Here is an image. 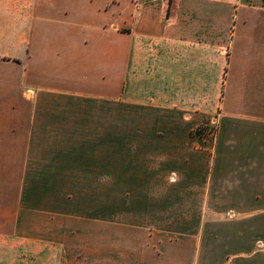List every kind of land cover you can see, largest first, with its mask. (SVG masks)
<instances>
[{
    "label": "crops",
    "instance_id": "obj_1",
    "mask_svg": "<svg viewBox=\"0 0 264 264\" xmlns=\"http://www.w3.org/2000/svg\"><path fill=\"white\" fill-rule=\"evenodd\" d=\"M171 172L181 203L204 185L245 214L211 264H264V0H0V254L209 264L187 222L120 224L96 246L59 225L75 218L60 190L165 192Z\"/></svg>",
    "mask_w": 264,
    "mask_h": 264
},
{
    "label": "rangeland",
    "instance_id": "obj_2",
    "mask_svg": "<svg viewBox=\"0 0 264 264\" xmlns=\"http://www.w3.org/2000/svg\"><path fill=\"white\" fill-rule=\"evenodd\" d=\"M216 131L217 122L213 121L197 127L193 133L211 137L215 135ZM206 160V158L199 159L200 162ZM178 162V160L172 159L173 166L178 165ZM174 168L179 169L180 167L174 166ZM167 176L172 187L165 192L163 190L149 191L148 189H117L110 183H108L109 188L105 191L97 189L60 190L58 191L59 198L72 199L70 204L60 210L70 209L75 218L72 221L60 222L59 225H67L70 229L80 233L81 236L77 235L73 240L75 245L96 246L99 245L100 230L107 228L109 232H113L122 228L120 224L135 223L144 227L158 228L163 225L169 227L187 222L189 228L207 231L206 243L209 252L207 251L205 261L209 264L215 262L221 254H217L219 250L214 246L226 243L224 240L230 229L244 228L245 214L234 215L233 211H230L232 207L208 202L210 195L209 191L203 188L204 185L198 186L199 188L192 193L190 200H184L181 203L182 191L174 188L176 183H180L181 175L178 172H171ZM183 196L185 197V192ZM101 200L105 202L104 207H100ZM105 212L107 223H100L99 216ZM170 218L172 222H170ZM235 220L236 223L231 222ZM217 235L223 236L216 237ZM111 240L114 241L109 237V245H111ZM29 256L33 255H24L27 260H23L19 255L12 257V255L0 254V264H36L34 260L29 259Z\"/></svg>",
    "mask_w": 264,
    "mask_h": 264
}]
</instances>
